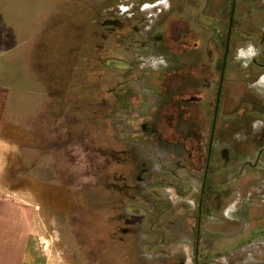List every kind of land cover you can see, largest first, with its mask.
<instances>
[{"label": "flooded vegetation", "instance_id": "flooded-vegetation-1", "mask_svg": "<svg viewBox=\"0 0 264 264\" xmlns=\"http://www.w3.org/2000/svg\"><path fill=\"white\" fill-rule=\"evenodd\" d=\"M150 8L146 28L122 24L126 88L113 102L126 257L264 264V0H153L140 11Z\"/></svg>", "mask_w": 264, "mask_h": 264}, {"label": "rangeland", "instance_id": "rangeland-1", "mask_svg": "<svg viewBox=\"0 0 264 264\" xmlns=\"http://www.w3.org/2000/svg\"><path fill=\"white\" fill-rule=\"evenodd\" d=\"M38 1L29 0L16 16V41L31 40L24 48L32 52L35 95L25 111L12 114L15 140H0V194L33 208L32 243L45 264H131L122 233L127 160L120 152L121 114L113 109L126 82L124 70L111 65L123 61L131 39L122 24L146 28L155 8L140 6L153 0ZM126 6L135 18L122 14ZM73 9L82 22L76 32L80 18L71 17ZM110 16L118 25L101 26ZM40 17L45 31L38 33ZM40 68L50 77L54 68L59 79L46 82ZM45 89L49 96L41 99ZM7 100L0 95L3 136L11 116Z\"/></svg>", "mask_w": 264, "mask_h": 264}, {"label": "crops", "instance_id": "crops-1", "mask_svg": "<svg viewBox=\"0 0 264 264\" xmlns=\"http://www.w3.org/2000/svg\"><path fill=\"white\" fill-rule=\"evenodd\" d=\"M28 1L0 0V95L8 99L6 103L8 112L11 115L8 120V135L3 136L0 134V140L13 139L12 135L16 134L15 129L17 126L13 122L15 119L12 114L25 111L24 107L28 108L29 98L35 95L32 91L35 87L32 52L30 49L27 51L28 48H24V43L31 40L24 38L21 42L16 41L18 31V29L16 31V16L18 10L22 15L25 14ZM71 6L73 7V5ZM69 13L71 17L80 18L75 9ZM44 22L43 17L38 19V33L45 31ZM81 23L80 18L78 30L74 27L71 31H79ZM21 26H23L22 23ZM53 69H51L53 73L51 77L50 75L44 76V70L41 68L39 74H42V79L46 82L58 80L57 71H53ZM50 78L53 80H50ZM42 79L39 78L41 81ZM40 90H42V85ZM44 91L46 92L44 95L41 94V99L49 96L48 90L45 89ZM23 100L24 106L22 105ZM32 213L33 208L27 203L16 201L8 194H0V264H45L44 258L36 252L32 243Z\"/></svg>", "mask_w": 264, "mask_h": 264}, {"label": "water", "instance_id": "water-1", "mask_svg": "<svg viewBox=\"0 0 264 264\" xmlns=\"http://www.w3.org/2000/svg\"><path fill=\"white\" fill-rule=\"evenodd\" d=\"M115 67H125V65L120 61H114L112 62Z\"/></svg>", "mask_w": 264, "mask_h": 264}]
</instances>
